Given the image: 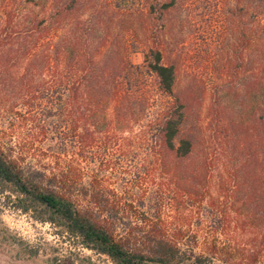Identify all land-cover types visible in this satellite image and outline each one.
<instances>
[{"label": "trees", "instance_id": "1", "mask_svg": "<svg viewBox=\"0 0 264 264\" xmlns=\"http://www.w3.org/2000/svg\"><path fill=\"white\" fill-rule=\"evenodd\" d=\"M134 1L0 0V118L8 121L0 189L115 264H264V5L228 11L238 17L240 61L233 72L226 59L220 96L240 115L197 154L165 41L145 38L144 64L131 59L137 18L147 20L145 37L157 32L155 6ZM134 124L144 143L139 162L116 186L107 162L114 149L127 156L120 138ZM223 150L228 163L219 160ZM203 210L220 225L200 244L186 221L202 220Z\"/></svg>", "mask_w": 264, "mask_h": 264}, {"label": "rangeland", "instance_id": "2", "mask_svg": "<svg viewBox=\"0 0 264 264\" xmlns=\"http://www.w3.org/2000/svg\"><path fill=\"white\" fill-rule=\"evenodd\" d=\"M144 1L156 8L149 21L154 22L152 24L157 32L150 33V37H145L147 32H144L143 25L147 24V20L137 18L142 28H138V36L133 37L135 41L131 46L133 51L131 59L135 64H144L145 38L152 41L155 37L151 35H155L156 38L165 41L169 56L178 66L176 92L181 94L188 106L183 126L184 134L197 141V154H199L203 150L205 139L214 136L216 130L221 131V127L228 125L230 119H237L240 115V111L237 112L239 106L236 102L232 101L229 104L220 96L221 88H227L228 84L223 80L226 75H222L221 78L226 59H231L233 72L236 71L235 63L240 61L239 37L236 29L238 17L228 11L239 5L248 4L255 8H262L264 0H135V7L145 9L147 6ZM164 3H172V6L165 15H162ZM117 23V21L111 22L115 33ZM147 84V87L150 86L149 83ZM234 91L233 95L241 92L239 83L234 86ZM6 126H8V121L0 118V129L4 130ZM133 126L132 132H126L120 138L125 139L128 147L126 148L127 156L120 155L122 151L114 149L111 153L113 157L107 162L113 167V170L111 168L108 171V175L111 183L116 186H122L129 180L130 166L136 161L139 162L138 157L144 143L138 135L139 125L134 124ZM16 140L15 136L13 143ZM8 141L11 142L9 139ZM223 152L219 155V160L221 163H228L230 153L228 150H223ZM239 154L236 160L243 156V153ZM217 169L211 180L215 179L218 183L221 171L220 168ZM221 169L227 176L225 167ZM132 195L136 199L146 193H133ZM15 197V193L4 192L0 189V264H60L61 262L115 264L108 255L86 248L82 246L78 238L69 237L62 227L49 221L38 220L32 212L25 213L16 208L14 206ZM188 211L186 212L191 214ZM202 212L204 215L202 220H185L191 223L197 231L200 244L204 243L206 235L211 241L213 233L210 231L220 225L217 221L214 222L211 216L206 217L207 210ZM167 214L173 216L170 212ZM192 216L198 217V214L192 213ZM189 240L192 244L193 239ZM197 244H194V249L200 252L202 245L197 246ZM214 261L221 264L219 260L214 259Z\"/></svg>", "mask_w": 264, "mask_h": 264}]
</instances>
